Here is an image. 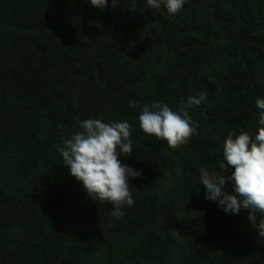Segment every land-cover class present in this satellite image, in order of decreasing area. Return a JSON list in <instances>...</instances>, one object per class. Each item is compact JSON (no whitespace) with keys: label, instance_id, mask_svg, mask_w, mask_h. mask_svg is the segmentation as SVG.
I'll return each instance as SVG.
<instances>
[{"label":"trees","instance_id":"obj_1","mask_svg":"<svg viewBox=\"0 0 264 264\" xmlns=\"http://www.w3.org/2000/svg\"><path fill=\"white\" fill-rule=\"evenodd\" d=\"M146 3L0 0V264H264L259 214H226L199 172L222 174L228 134L261 127L264 0H187L175 15ZM200 92L187 144L140 129L144 105L180 112ZM100 118L130 123L120 159L142 173L119 219L58 151Z\"/></svg>","mask_w":264,"mask_h":264},{"label":"clouds","instance_id":"obj_2","mask_svg":"<svg viewBox=\"0 0 264 264\" xmlns=\"http://www.w3.org/2000/svg\"><path fill=\"white\" fill-rule=\"evenodd\" d=\"M187 0H147L150 8L161 6L175 15L181 11ZM93 8L104 10L108 0H90ZM118 0H112V8ZM206 92L187 97L180 112H174L161 101L144 105L139 113V127L149 137L164 141L170 149H178L198 134V123H194L190 110L206 100ZM135 107L136 105H131ZM261 110L258 131L255 135L247 131L236 134L230 132L224 142L223 160L219 161L222 174L205 167L199 169L200 184L206 189L205 198L217 202L226 214L239 215L248 211L251 224L260 216L258 232L264 237V99L256 100ZM82 131L63 140L58 149L64 166L70 175L82 184L87 196L113 205L110 215L117 219L125 215V207L132 206L134 200L129 188L132 180L142 176L141 171L121 163L120 157H132L133 141L131 125L123 122L108 123L100 119H88L80 123ZM234 171L227 174V168ZM231 183L232 192L227 190Z\"/></svg>","mask_w":264,"mask_h":264}]
</instances>
